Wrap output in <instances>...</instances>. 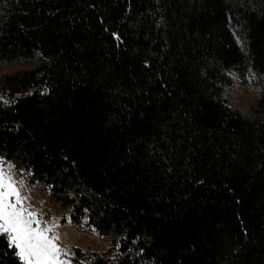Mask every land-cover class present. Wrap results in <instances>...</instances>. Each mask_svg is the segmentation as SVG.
<instances>
[{
    "label": "trees",
    "instance_id": "obj_1",
    "mask_svg": "<svg viewBox=\"0 0 264 264\" xmlns=\"http://www.w3.org/2000/svg\"><path fill=\"white\" fill-rule=\"evenodd\" d=\"M0 157L77 261L264 264V0H0Z\"/></svg>",
    "mask_w": 264,
    "mask_h": 264
},
{
    "label": "snow or ice",
    "instance_id": "obj_2",
    "mask_svg": "<svg viewBox=\"0 0 264 264\" xmlns=\"http://www.w3.org/2000/svg\"><path fill=\"white\" fill-rule=\"evenodd\" d=\"M13 169L14 165L0 159V237L7 240L21 264H65L57 225L43 223L25 205L20 192L23 181L13 178Z\"/></svg>",
    "mask_w": 264,
    "mask_h": 264
},
{
    "label": "rangeland",
    "instance_id": "obj_3",
    "mask_svg": "<svg viewBox=\"0 0 264 264\" xmlns=\"http://www.w3.org/2000/svg\"><path fill=\"white\" fill-rule=\"evenodd\" d=\"M11 70L12 67L3 68L2 70ZM252 86H248L244 83L235 84L233 99L243 104L246 107L251 99H253ZM4 161L12 164V162ZM13 165V164H12ZM13 178L16 181H23L20 186V192L25 197V205L43 218V223L51 225L55 223L57 227L55 232L59 235L57 241L61 249H63L64 255L62 259L65 264H89L87 260L77 261L75 259V249L78 248L82 252H102L108 245L93 228L86 226L84 222L75 223L70 216V209H60L53 204L49 199L47 193L38 189L34 182L28 179V176L24 173L18 172L13 169Z\"/></svg>",
    "mask_w": 264,
    "mask_h": 264
}]
</instances>
